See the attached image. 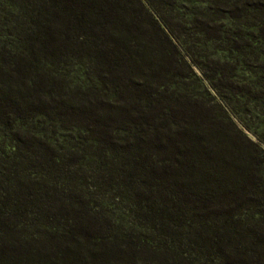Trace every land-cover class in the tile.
Here are the masks:
<instances>
[{"label": "trees", "instance_id": "16d2710c", "mask_svg": "<svg viewBox=\"0 0 264 264\" xmlns=\"http://www.w3.org/2000/svg\"><path fill=\"white\" fill-rule=\"evenodd\" d=\"M0 264H264V0H0Z\"/></svg>", "mask_w": 264, "mask_h": 264}]
</instances>
